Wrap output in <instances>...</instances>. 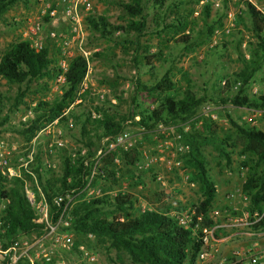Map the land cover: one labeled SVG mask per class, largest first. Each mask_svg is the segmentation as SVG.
<instances>
[{"label": "rangeland", "instance_id": "1", "mask_svg": "<svg viewBox=\"0 0 264 264\" xmlns=\"http://www.w3.org/2000/svg\"><path fill=\"white\" fill-rule=\"evenodd\" d=\"M48 1H13L7 11L0 16V56L13 43L23 40V30L26 31L29 24L39 18L41 8ZM111 1L128 2V0H89L90 12L82 20L83 48L89 52L88 74L82 81L84 91L78 97L83 104L82 107L98 117L102 116V113L96 109L102 105L103 109L109 108V113L117 112L119 117H126L129 113L137 110L149 111L159 98L158 92L151 91L149 88L153 87L163 76H166L168 81L173 84V91H170L169 94L179 96L182 90L189 89L196 97H205V102L200 105L197 111L199 120L192 123L191 126H182L181 128L184 132L199 131L201 122L206 121L209 122L212 131L218 138L225 140L227 138L229 139L227 142L235 146L233 152L226 150L229 153L228 163L212 142L201 146L200 153L208 178L215 188L209 215L211 212L217 211L220 217L224 215L239 216L247 207V199L240 191L245 170L239 168V163L243 162L245 157L238 155L245 148V142L235 132L229 121L239 126H254L264 132V119L258 112L234 108L228 103L215 105L209 99L217 95L224 99L237 92L239 84H233L232 80L234 74L241 71L242 65L238 61L236 47L247 59V44L254 42L247 29L246 21L241 17L242 7L224 0L225 8H222L223 2L219 8L223 13L220 15L222 26L214 28L209 37L202 28L204 18L201 13V5L195 1H187L181 8L174 10V14L187 17L188 28L184 31L180 28H154L150 15L141 37L137 38L133 33L123 35L118 31L114 32L109 39H103L88 28L85 18L103 17L110 26H125L129 19ZM248 2L261 10L264 15V0H248ZM171 4L172 1L166 0L165 6L171 7ZM219 9H211L209 17L213 18L214 11ZM165 11L167 10L164 9L163 12ZM227 12L232 14V22L236 23V27L234 26L226 34L223 25L227 24ZM149 13L153 14L154 11L149 10ZM237 15H240L239 19H236ZM171 18H173L172 14L167 11L165 23ZM12 22L16 25H12ZM47 30L48 28L44 26L42 35ZM188 32L191 35L189 46L174 43L179 36ZM43 45L49 46L47 41ZM144 52L153 56L148 59V62L142 60V57L146 55ZM135 80L148 90L145 91L137 86ZM226 81L230 82L227 87L230 90L229 93ZM60 86L61 83L57 75L52 78L35 80L27 85L26 89L22 85L23 97L14 108L13 102L17 88L0 77V151L9 160L13 161L15 154L27 147L35 136L26 140L24 136L17 133L20 125L26 123V121L21 122V119L30 118L27 114L28 112L32 114L31 108L36 102L51 101L60 94ZM96 92L104 94L102 102L94 103L95 99L91 95ZM245 92L250 96L264 93V67L249 80ZM104 101L116 108H110ZM9 126H12V129ZM66 128L70 130L65 131L57 124L49 128L48 133L41 134L37 138V151L39 149V152L42 153L53 140L60 139L63 148L70 152V148L78 144L76 142L78 126L69 119ZM130 129L136 140L133 149L139 153L138 163L140 165L148 163V166L139 171L128 167V173L123 171L119 162L120 157L113 158V160H117V164H115L116 181L113 183L99 181L94 183L92 188L90 185L81 200L100 195L114 196L124 193L132 196L140 210L164 211L170 207L193 210L192 206H196L200 199V192L198 184L194 180L193 170L185 165V153L180 150L182 144L179 135L172 128L162 125H158L154 132L144 135L136 127H130ZM55 130L61 132L60 136L53 134ZM52 149L48 160L52 166L50 169L57 177L60 170V152L57 150L59 148L53 147ZM131 151L127 156L129 161L134 158ZM119 153L121 151H118V155ZM101 160L102 158L98 164L101 163ZM4 184L12 186L11 181H4ZM236 191L240 193H236ZM232 207L235 209H231ZM118 214L120 213L116 212L114 216H118ZM56 231L57 234L65 235L68 242L66 243L64 239L54 242L50 237L41 239L43 230L39 233L32 231L31 234L24 235L29 242L40 239L39 244L33 246L28 252L32 264H129L124 255L117 259L115 252L109 249L106 240L95 238L92 235L76 237L66 231ZM91 256L93 261L88 260ZM26 263L29 264L28 261Z\"/></svg>", "mask_w": 264, "mask_h": 264}, {"label": "trees", "instance_id": "2", "mask_svg": "<svg viewBox=\"0 0 264 264\" xmlns=\"http://www.w3.org/2000/svg\"><path fill=\"white\" fill-rule=\"evenodd\" d=\"M13 1L0 0V16L7 11ZM170 1H172L171 7L165 6L166 0H128L126 3L111 1L129 19L125 26H110L103 17L96 19L87 17L85 23L90 30L96 32L103 39H109L114 32L118 31L123 35L133 33L137 38L141 37L150 15L154 28H180L184 31L188 28L187 17L174 14V10L181 8L187 1L199 3L202 0ZM235 4L242 7L241 17L246 21L247 29L254 42L247 44V59L236 47L237 58L242 65L241 71L234 74L232 80L233 84H239L237 92L224 99L217 95L209 100L215 105L228 103L234 108L258 112L264 119V93L250 96L245 92L249 80L264 67V15L248 0H237ZM225 5L223 2L222 8H225ZM164 9L173 16L167 23H165L167 11L163 12ZM149 10L154 13L150 14ZM211 11L209 1L201 5V13L204 18L202 28L207 37L211 36L214 28L222 26L220 15L223 13L219 9L214 11L213 18H210ZM239 18L240 15H237L236 19ZM43 21H46V18ZM12 25L16 24L12 22ZM234 26L236 27V23ZM190 42L191 35L188 32L179 36L174 43L189 46ZM144 53L146 55L142 57V60L148 62V59L153 56L147 52ZM85 74L86 64L83 58L74 56L68 59L66 68L62 71L58 66L57 51L53 47L43 46L41 50L34 51L25 40L13 43L0 56V77L17 88L13 102L14 108L23 97L22 85L26 89L27 85L35 80L52 78L56 75H61L63 79L60 94L51 101L36 102L31 108L32 117L27 119L25 124L20 125L17 133L28 140L54 120L65 131L70 130L66 128L69 119L78 126V139L76 140L78 148L74 156H71V152L64 148L57 149L60 152V170L57 177L54 176L50 168L40 167L39 149L36 155V164L32 168L48 206L50 223L55 225L62 210L61 206L52 203V199L68 193L73 199L72 204L64 213L67 226L58 225V231H66L76 237L92 235L95 238L106 240L109 249L115 252L117 259L124 255L129 264H192L200 249L197 234H193L190 229L181 228L170 214L171 211H181V208L170 207L164 211L140 210L132 196L124 193L114 196L100 195L81 200L90 185L92 188L94 183L99 181L103 183L116 181V165L112 163L113 158L120 157L119 162L123 171L128 173V167L134 168L135 163H138L139 153L135 149L130 152L134 156L130 161L127 159L128 152H121L119 155L118 151L107 153L96 167L95 177L88 182L89 174L98 159L96 152L102 148L104 138L121 133L126 124L138 128L143 135L154 132L158 125L172 128L179 135L182 146H187L188 151L185 153L184 162L193 170L194 180L199 187L200 199L196 206H192L193 212L201 218L200 226L211 227L216 225V220L210 218L209 215L215 188L208 178L200 147L207 142L214 143L219 154L228 163L229 153L226 150L233 152L235 146L229 144L227 138L226 140L218 138L212 131L209 122L206 121L201 122L199 131L184 132L182 130V126H191L192 123L199 120L197 111L206 98L196 97L189 89L182 90L179 96L169 94L170 91H173V84L168 81L166 76L149 88L151 91L156 90L159 97L158 102L151 110H137L129 113L126 117H119L117 112L109 113V108L103 109L102 105L96 109L102 113V116L91 118L90 111L83 108L81 102L74 104V101L79 97L77 96L78 89ZM135 83L143 90H148V88L140 86L136 80ZM226 84L227 88L230 82L226 81ZM229 91L227 88L228 93ZM105 104H108L110 108H116L107 102ZM65 110L68 111L62 115ZM229 123L245 142V148L238 154L245 157V160L239 163V168L245 170L240 188L242 195L247 199V207L244 211L249 215L259 214L264 207V132L254 126H239L232 121ZM9 128L12 129V126ZM81 150L84 151L82 155L79 154ZM11 185L10 187L4 184V180L0 177V199L9 198V204L2 219L5 243H8L17 234L28 235L32 231L39 233L43 230L42 225L32 222L34 215L22 196L20 182L11 181ZM116 212L120 214L114 216ZM256 226H264V217ZM19 264L27 263L26 260H22Z\"/></svg>", "mask_w": 264, "mask_h": 264}, {"label": "built area", "instance_id": "3", "mask_svg": "<svg viewBox=\"0 0 264 264\" xmlns=\"http://www.w3.org/2000/svg\"><path fill=\"white\" fill-rule=\"evenodd\" d=\"M207 1L211 3V9H219L224 0H202L199 4L202 5ZM226 1L235 3L237 0ZM41 9L39 18L29 24L26 31L23 30L22 39L27 41L28 46L34 51L41 50L44 46V42L47 41L49 46L53 47L57 51L58 66L62 71L65 70L68 59L74 56L83 58L86 64L85 79L89 69V52L83 48L84 35L82 31V20L90 12L89 0H49ZM226 16L227 24L223 25V28H225L224 32L227 34L234 28V24L232 22V14L227 12ZM44 18H46V21H43ZM44 26H46L48 30L42 35ZM58 78L60 83H62L63 79L61 75H59ZM83 91L84 88L81 83L77 96H79ZM91 96L95 99L94 103L102 102L104 100V94L102 92H96ZM80 102L81 101L78 98L74 101V104H79ZM111 102L113 103V100H111ZM67 111L68 110H65L62 115H65ZM90 114L91 118L97 117L93 112ZM27 116L31 118L32 114L28 112ZM25 119L26 118H22L21 122L24 123L26 121ZM134 119L137 120V118ZM56 125L57 122L54 120L41 128L35 134L28 146L19 150L15 154L13 161L9 160V158L3 155L0 151V177L4 181L20 182L22 196L34 215L32 222L36 225L43 226V235L41 236V239L50 237L54 242L64 239L67 243V237L63 234H57L56 230L58 225L61 227L67 226L64 213L72 204L73 198L70 194L65 193L52 199V203L57 206H61L62 210L55 222V225L51 224L48 206L42 196L36 176L32 171V168H34L36 164V155L38 154L36 149L37 138L43 133H48V129ZM53 134L60 136L61 132L59 130H55ZM135 144L136 140L133 138L132 131L128 124H126L125 129L121 133H118L113 137L104 138L102 140V148L96 152V157L98 159L89 174L88 182L95 177L96 167L99 163L98 161L103 158V156L113 151L129 152L135 147ZM53 147L63 148L64 146L60 139H55L48 144L43 152L39 153V160L41 163L40 167L45 169L52 167L49 163L48 157L52 154ZM77 148V146H72L70 148L71 156H74ZM180 150L183 153H187L188 151L187 146H181ZM83 153V150L79 152L80 155ZM113 163L117 164V160H113ZM147 166L148 163L143 165L135 163L134 168L139 171ZM236 193L240 192L236 191ZM8 204L9 200L7 197L0 199V264H19L22 260H26L29 264H32V260L30 259L28 252L33 246L39 244L40 239H36L34 242H29L25 239L23 234H17L14 238L9 240L8 243H5L3 236L5 232L2 219ZM170 214L175 218L177 224L181 228L190 229L193 234H197L200 249L195 260L200 262L205 261L217 254L218 248L214 237L216 230L215 225L211 227L200 226L201 218L196 216L193 210L184 209L178 212L171 211ZM217 217H219L217 211L211 212L210 218L216 219ZM263 217L264 207L259 214L253 213L252 215H249L247 212L243 211L237 217L224 215V218H226L229 224L240 228H251L259 223ZM230 256L236 264H264V243L252 244L250 246L239 248L233 251ZM88 260L93 261V257H89Z\"/></svg>", "mask_w": 264, "mask_h": 264}, {"label": "crops", "instance_id": "4", "mask_svg": "<svg viewBox=\"0 0 264 264\" xmlns=\"http://www.w3.org/2000/svg\"><path fill=\"white\" fill-rule=\"evenodd\" d=\"M258 11L262 13L261 10ZM215 220L217 222L214 237L218 248L217 254L205 261L194 260L192 264H236L230 256L233 251L252 244L264 243V226L240 228L229 224L224 216H219Z\"/></svg>", "mask_w": 264, "mask_h": 264}]
</instances>
